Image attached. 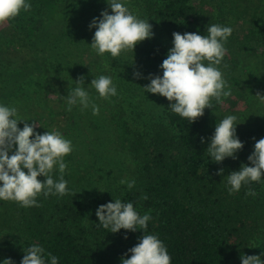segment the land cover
I'll list each match as a JSON object with an SVG mask.
<instances>
[{
    "label": "trees",
    "instance_id": "16d2710c",
    "mask_svg": "<svg viewBox=\"0 0 264 264\" xmlns=\"http://www.w3.org/2000/svg\"><path fill=\"white\" fill-rule=\"evenodd\" d=\"M31 5L30 15L9 21L12 42L0 44V103L17 107L21 119L35 120L40 126L53 124L62 133L64 123L69 127L76 112L83 120L103 112L98 108L94 115L91 107L81 110L79 106L68 111L62 96L81 77L85 86L91 83L94 76L98 77L99 65L111 58L109 54L96 55L89 46L95 29L89 30L88 25L108 5L105 0H31ZM144 7L162 39L139 43L112 74L119 111L133 102V95L140 97L142 107L147 101L155 105L153 95L169 107L166 98L144 94L142 87L149 81L134 78L133 72L139 71L143 77L150 73L162 75L159 65L173 46V32L207 35V25L215 24L211 18L206 19L201 0H146ZM257 34V41L264 40V27ZM230 40L239 46L236 36ZM218 67L223 73V64ZM231 75L232 85L228 87L232 95L220 104L214 102V108H206L193 124L166 110L164 121H154L149 126L147 139L143 131L132 132L124 142L127 145L122 156H128L132 164L128 181L134 180L135 187L131 190L122 186L120 191L106 188L92 195L45 198L41 194L37 198L40 206L31 208L0 201V231L20 233L19 242L0 244V261L11 258L14 264H20L23 248L39 244L58 257L59 264H122V259L131 255L125 257V253L143 233H126L124 229L110 233L99 226L95 215L98 206L119 198L132 202L141 215L151 216L146 234L157 235L164 242L171 264H241V253L248 255L249 248L264 232V183L253 182L230 195L225 187L226 175L239 170L242 163L251 166L247 158L255 142L264 137V116L259 122L254 113L242 110L240 101L245 100L247 106L253 101L250 91L254 85L237 98L233 85L240 81ZM223 78L228 81L224 73ZM88 90L92 101L99 105L102 98L94 89ZM226 115L237 117V135L244 147L235 160L209 162L207 142L202 144L200 137L210 138L216 123ZM77 124L72 122V128ZM18 127L22 129L23 123ZM107 145L114 150L118 141L111 139ZM221 168L224 176L217 175ZM63 175L75 193L69 177ZM59 176L58 171L53 172L54 180ZM249 191L255 195H249Z\"/></svg>",
    "mask_w": 264,
    "mask_h": 264
},
{
    "label": "clouds",
    "instance_id": "9594fccd",
    "mask_svg": "<svg viewBox=\"0 0 264 264\" xmlns=\"http://www.w3.org/2000/svg\"><path fill=\"white\" fill-rule=\"evenodd\" d=\"M105 2L108 7L88 25L89 30L95 29L92 42L88 45L96 55L103 57L109 54L112 60H117L123 53H134L139 43L154 38L149 20L134 15L128 7V0ZM31 6V0H0V23L13 20L21 12H29ZM232 32L230 26L210 23L207 35L173 32V46L159 65L162 75L150 73L143 77L142 73L134 71L133 77L147 79L149 83L142 87L144 94H158L166 98L169 102L167 110L187 119L191 125L204 115L206 108L213 109L214 102L220 104L232 95L218 67L224 60L227 52L225 45ZM89 88L104 100L118 96L117 85L111 76H94L87 86L84 77H81L75 81L74 87L68 88V94L62 96L68 111L79 106L81 110L91 107L93 114L98 113ZM258 96L264 100V95ZM236 120L235 115H226L216 123L210 138L200 137L202 144L207 142L209 162L220 164L227 158H238L244 143L237 135ZM19 123H23L22 129L18 127ZM38 126L41 127L35 120L21 119L17 107L0 103V201H14L20 207L31 208L40 206L37 198L41 194L45 198L77 194L68 187L63 175L67 169L64 158L74 150L72 141L59 131L40 133L36 131ZM247 159L251 166L242 163L239 170L226 175L225 187L230 195L253 182L264 183V138L255 142ZM54 171L60 173L55 180ZM217 175L224 176V169H219ZM121 185L131 190L135 181H121ZM248 194L255 195L251 191ZM113 201L95 210L99 226L110 233H118L121 229L126 233H143L139 242L125 253V257L128 253L131 255L130 258H123L122 264H171L172 257L164 242L157 235L146 234L151 216L141 215L132 202L125 203L119 198H113ZM124 238L127 239V234ZM23 252L20 264H59V258L46 252L39 244L24 247ZM262 257L264 253L251 256L241 253L240 261L241 264H264ZM0 264H14V261L5 258Z\"/></svg>",
    "mask_w": 264,
    "mask_h": 264
},
{
    "label": "rangeland",
    "instance_id": "374dc122",
    "mask_svg": "<svg viewBox=\"0 0 264 264\" xmlns=\"http://www.w3.org/2000/svg\"><path fill=\"white\" fill-rule=\"evenodd\" d=\"M145 5L146 0H128L129 9L141 19L149 20L155 33L153 39L160 41L162 39L161 31L156 29V24L149 18ZM201 5L206 19L211 18L215 24L220 22L221 25L232 27L233 32L230 38L236 36L239 40V46H234V40L229 38L227 46L229 44L231 46L226 47L227 52L222 62V71L228 79L227 85H232L231 74L238 76L240 83L233 85L237 91L234 94L237 98L240 97L241 91L254 85L253 90L250 91L253 100L249 101L250 106H247L245 100L240 101V106L243 107L242 110L254 113L260 122L264 116V100L258 96L264 95V40L257 41L256 39L259 36L258 29L264 27V0H201ZM26 15H30V13L21 12L20 14V16ZM12 33L13 29L9 21L0 23V44L9 45L12 42ZM166 45L168 46L169 43ZM131 54L130 51L126 52L123 57L120 56L117 60H112V58L106 60L105 58L106 61L103 60V64L99 65L97 69L98 76H112ZM235 60L240 63L235 64ZM132 94L133 92L129 95ZM133 96V102L131 104L128 102V105L120 111L118 110L117 97H112L110 100L100 99L99 105H96L103 111L102 114L93 117L86 116V120H83L76 112L75 118L70 117L72 121L69 120V127L67 122L64 123L62 134H65L69 129L64 136L70 139L74 146L72 153L64 158L67 163L64 174L69 177L76 195H92L95 191L106 188L113 192L120 191L124 186L121 185V181L129 180L131 177L129 173L132 169L128 156L122 157L125 155L127 145L124 142L131 137L135 130L143 131L147 139L150 132L149 126L154 121H164L165 112L168 109V104L165 101L153 95L152 99L156 102L155 105L151 106V101H147L142 107L140 97ZM72 122L78 124L72 128ZM47 130L58 131L53 124L49 127L43 125L37 131L44 133ZM111 139L118 141L114 150L110 145H107ZM19 241L20 233L13 230L7 233L0 231L1 245ZM249 250V256L264 253V232L257 237Z\"/></svg>",
    "mask_w": 264,
    "mask_h": 264
}]
</instances>
